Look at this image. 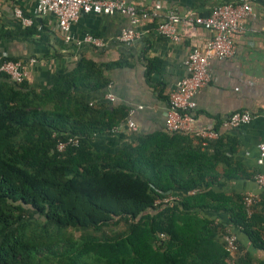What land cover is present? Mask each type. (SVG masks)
Returning <instances> with one entry per match:
<instances>
[{"label": "trees", "instance_id": "16d2710c", "mask_svg": "<svg viewBox=\"0 0 264 264\" xmlns=\"http://www.w3.org/2000/svg\"><path fill=\"white\" fill-rule=\"evenodd\" d=\"M42 28L29 31L43 36ZM125 64L122 57H79L38 90L0 77V264H231L225 226L200 214L204 209L226 213L253 246H264L241 197L211 188L219 156L207 149L219 134L203 149L165 131L139 135L114 153L91 148L88 138L109 133L128 111L74 90L105 88L106 71ZM157 67L148 59L146 75ZM74 135L76 146L56 150L58 140ZM174 188L184 193L154 204Z\"/></svg>", "mask_w": 264, "mask_h": 264}, {"label": "crops", "instance_id": "0c3cea01", "mask_svg": "<svg viewBox=\"0 0 264 264\" xmlns=\"http://www.w3.org/2000/svg\"><path fill=\"white\" fill-rule=\"evenodd\" d=\"M233 1L161 0V16L165 10L170 9L181 18L177 25L181 39L173 41L160 34L156 30L159 17L140 22L135 38L129 45H125L117 40V36L122 28L128 26V21L125 15L118 12L107 15L81 14L70 24V39L65 41L55 18L50 14L38 15L32 0H0V58L5 55L21 60L27 72L25 82L35 90L50 86L79 57L97 63L124 58L125 65L106 71L110 81L105 88L95 91L84 88L74 90L90 103L104 101V94L111 93L114 101L110 105L123 106L129 112L128 117L136 125V131L121 126L118 132L95 133L88 138L94 151L114 153L123 145L134 143L139 135L163 131L167 93L186 74L184 58L192 47L202 46L211 35L210 31L187 18L206 17L214 6ZM126 2L146 11L151 9L150 0ZM15 6L24 17L31 20L30 25H22L14 18ZM251 7L252 14L243 21L241 29L231 36L235 47L233 56L228 59H212L209 63L210 81L194 96L196 106L192 127L197 131L212 126L222 136L215 147L210 145L207 149L219 156L213 172H210L216 177L211 188L229 197H241L246 192L256 194L259 200L252 207L251 214L254 217L251 227L259 239L264 241V187L253 180L255 173L264 172V163L259 165L256 162L262 131L261 120L255 117L237 128L222 125L223 119L232 112L264 111V0H255ZM31 25H35L38 30L43 27V36L31 33ZM85 34L100 38L103 46L83 42ZM45 37L46 40H41ZM148 59H157L158 67L146 75ZM185 136L188 146L198 145L201 149L216 139L202 140L193 133ZM221 155L227 158L225 161L229 165L220 160ZM225 174L232 176L225 179ZM183 193L174 188L170 194L177 197ZM200 214L235 232L240 249L231 255V264H234L233 259L236 260L235 264H241L243 260L245 264H264V246H253L246 234L231 224L226 213L204 209ZM241 254H245V258L239 262L237 257Z\"/></svg>", "mask_w": 264, "mask_h": 264}, {"label": "built area", "instance_id": "2783aa9c", "mask_svg": "<svg viewBox=\"0 0 264 264\" xmlns=\"http://www.w3.org/2000/svg\"><path fill=\"white\" fill-rule=\"evenodd\" d=\"M34 9L38 15H52L59 31L64 34L65 41L70 39L68 34L69 26L76 21L81 14H112L118 12L127 17L128 26L121 29L117 40L125 45H129L135 38L137 25L145 20L159 18L156 23V30L173 41L181 39V33L177 27L181 18L172 10L164 11L160 15L162 4L161 0H150L151 9L149 11L136 8L127 3L126 0H32ZM255 0H234L233 2L222 3L214 6L206 17L193 16L187 19L194 24L210 31V37L202 46L192 47L183 60V66L186 70L185 76L180 78L175 86L167 93L166 108L163 119V131L168 134L178 133L181 135H195L199 139H215L218 132L214 127H206L194 131L192 124L194 121L193 111L195 109V94L210 81L209 63L212 59H228L234 54V43L231 36L241 29L243 21L252 14L251 3ZM13 16L22 25H30L31 20L24 17L18 7H13ZM83 42L94 46H103L100 38L90 34H85ZM0 58V77L6 76L7 79L15 84L23 82L27 77L24 63L21 60H12ZM109 84V83H108ZM107 84V85H108ZM104 99L113 103L114 97L111 93H105ZM127 116L117 125L111 127L110 132H118L121 126H125L129 131H136V125ZM258 117L262 123V131L258 143L257 164L264 163V111L260 113H251L249 111H236L229 114L222 121V125L229 128H237L248 123L251 119ZM78 138L76 135L68 137L65 140L56 142V150L64 151L67 147L76 146ZM254 182L264 187V172H258L253 175ZM194 189L188 191L193 193ZM177 197L168 194L162 198L156 199L154 204L165 203L175 200ZM256 194L246 192L241 196V205L245 211L246 217L252 213V207L258 202ZM237 229V228H236ZM160 236H164L160 234ZM223 245L226 252L233 255L238 250L237 237L235 232L229 227H225L223 236Z\"/></svg>", "mask_w": 264, "mask_h": 264}, {"label": "rangeland", "instance_id": "374dc122", "mask_svg": "<svg viewBox=\"0 0 264 264\" xmlns=\"http://www.w3.org/2000/svg\"><path fill=\"white\" fill-rule=\"evenodd\" d=\"M106 231H108V230L106 229ZM74 235L77 236L78 235V232H74Z\"/></svg>", "mask_w": 264, "mask_h": 264}]
</instances>
